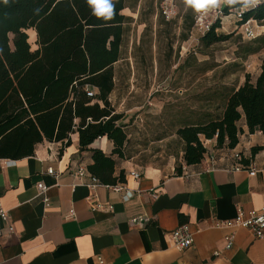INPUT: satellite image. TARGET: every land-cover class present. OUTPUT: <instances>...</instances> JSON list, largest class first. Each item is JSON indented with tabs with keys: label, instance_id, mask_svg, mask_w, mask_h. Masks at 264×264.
<instances>
[{
	"label": "crops",
	"instance_id": "0c3cea01",
	"mask_svg": "<svg viewBox=\"0 0 264 264\" xmlns=\"http://www.w3.org/2000/svg\"><path fill=\"white\" fill-rule=\"evenodd\" d=\"M261 63L256 78L247 72L253 81L260 75ZM239 127L243 134L234 151L244 154L245 163L253 166L250 171H233L229 151L221 153L215 140L209 149L216 158L188 166L184 145L178 163L174 159L164 170L139 168L113 155L114 144L107 138L81 151L78 133L71 136L69 147L44 141L31 157L1 159L0 210L8 213L9 221L1 222L0 264H100L99 258L105 264H264V238L238 229L233 248L226 250L230 231L214 227L216 221L234 219L239 208L245 213L264 208V132L250 134L245 117ZM255 147L260 150L253 155ZM96 149L115 161L117 182L100 181L96 189L98 201L112 210L93 211L88 180L73 175L79 164L89 171ZM49 168H54L53 175ZM41 182L48 187V207L39 197ZM138 217L146 218V223L132 224ZM184 224L191 227L195 242L179 251L170 233Z\"/></svg>",
	"mask_w": 264,
	"mask_h": 264
},
{
	"label": "trees",
	"instance_id": "16d2710c",
	"mask_svg": "<svg viewBox=\"0 0 264 264\" xmlns=\"http://www.w3.org/2000/svg\"><path fill=\"white\" fill-rule=\"evenodd\" d=\"M127 2L117 0L114 18L105 21L92 14L86 0H0V160L31 157L44 141L69 147L75 133L81 151L107 138L114 144L113 155L125 157L128 135L118 125L123 116L115 113L110 96L114 65L121 60L125 25L131 19L124 14ZM224 12L230 15L228 6ZM250 20L264 22V3L247 10L240 25ZM221 23L218 20L201 38L203 47L230 38L217 33ZM193 26L192 20L189 29ZM30 30L36 34L35 50ZM257 42L248 54L264 49V37ZM243 117L250 134L264 132V58L257 79L247 74L244 84L229 95L221 118L178 130L185 163H202L207 152L203 138L235 150ZM259 150L253 148V155ZM92 151L89 172L102 183L115 184V161L102 150ZM120 180H125L124 173Z\"/></svg>",
	"mask_w": 264,
	"mask_h": 264
},
{
	"label": "rangeland",
	"instance_id": "374dc122",
	"mask_svg": "<svg viewBox=\"0 0 264 264\" xmlns=\"http://www.w3.org/2000/svg\"><path fill=\"white\" fill-rule=\"evenodd\" d=\"M166 2L177 12L174 19L162 13ZM127 6L124 14L131 19L121 60L114 65L110 103L123 116L118 125L128 135L124 158L139 168L167 170L174 159L178 163L184 147L178 130L221 118L226 100L247 72L256 78L264 49L248 52L264 37V22L253 24L258 37L248 40L233 11L217 30L230 38L205 48L201 34L194 26L189 29L197 15L185 10L182 0H128ZM28 34L35 50L36 36L32 30Z\"/></svg>",
	"mask_w": 264,
	"mask_h": 264
},
{
	"label": "built area",
	"instance_id": "2783aa9c",
	"mask_svg": "<svg viewBox=\"0 0 264 264\" xmlns=\"http://www.w3.org/2000/svg\"><path fill=\"white\" fill-rule=\"evenodd\" d=\"M238 9L239 8L231 10V13L235 11L237 21L241 22L242 17L247 10L244 11L243 14L241 15ZM162 13L167 20L174 19L177 14L174 6L169 2L163 4ZM224 18H226L224 8H222V11L220 10L209 11L206 15H202L199 17L196 16L194 30L197 31L199 34H201V36L203 37L211 30L212 26L218 20H223ZM254 23H256V21L250 20L241 25L243 35L248 40H254L258 37V34L256 33L255 27L253 25ZM90 95L92 96L93 93H90ZM214 140L216 141V139ZM212 141L213 140H205L204 138L202 139V143L207 150L204 159L216 158L214 155L210 153V149H209V144ZM224 150L229 151L230 158L234 162L233 171L241 172V171L253 170V166L251 165V163L250 164L245 163L246 159L242 152H237L227 148H224ZM47 172L53 175L54 168H49ZM73 175L77 177L79 180H88L86 186L89 188L91 192L89 203L93 211L104 210L106 208H108L109 210L113 209L112 206H107L98 201L96 196V189L101 185V182L96 176L92 175L88 171L86 166L79 164L77 167L73 169ZM131 175L136 179L141 178V175L138 172H132ZM107 187L116 192L123 190V188L120 186H116V187L107 186ZM37 188L39 190V197H42L43 202L48 207L49 199L45 196L46 192L48 191V187H46L45 184L41 182L38 184ZM153 196L156 197V195ZM8 221H9L8 213L5 212L4 210H0V233H1V222H8ZM146 221H147L146 218L138 217V218H133L131 220V223L134 225H144ZM214 227L219 230L230 231L225 237L226 250H231L233 248L235 244V230L238 229L249 230L255 236V238L263 239L264 238V208H262L261 210H252L248 213H245L241 208H239L238 214L234 219L225 220V221H216ZM170 239L173 246L179 251H185L191 248L195 242L194 232L192 231L191 227L188 224L181 225L176 230L171 232ZM215 255H218V252H215ZM99 263L105 264L101 258H99Z\"/></svg>",
	"mask_w": 264,
	"mask_h": 264
},
{
	"label": "clouds",
	"instance_id": "9594fccd",
	"mask_svg": "<svg viewBox=\"0 0 264 264\" xmlns=\"http://www.w3.org/2000/svg\"><path fill=\"white\" fill-rule=\"evenodd\" d=\"M5 4L8 0H3ZM117 0H86L87 5L91 8L92 14L105 21L114 18L115 4ZM264 0H182L185 10L191 9L194 15H206L209 11H222L224 6H228L231 10L235 6H239V13L242 15L244 11L254 8Z\"/></svg>",
	"mask_w": 264,
	"mask_h": 264
},
{
	"label": "bare ground",
	"instance_id": "6f19581e",
	"mask_svg": "<svg viewBox=\"0 0 264 264\" xmlns=\"http://www.w3.org/2000/svg\"><path fill=\"white\" fill-rule=\"evenodd\" d=\"M34 35L36 36V34L34 33Z\"/></svg>",
	"mask_w": 264,
	"mask_h": 264
}]
</instances>
